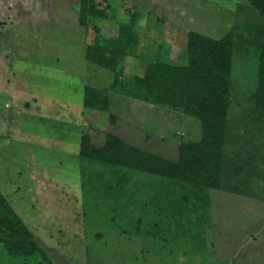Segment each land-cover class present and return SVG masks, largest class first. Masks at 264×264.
I'll list each match as a JSON object with an SVG mask.
<instances>
[{"label":"rangeland","instance_id":"1","mask_svg":"<svg viewBox=\"0 0 264 264\" xmlns=\"http://www.w3.org/2000/svg\"><path fill=\"white\" fill-rule=\"evenodd\" d=\"M108 2L110 17L98 20L106 38L139 12L126 81L151 60L182 61L190 30L220 38L260 20L248 0ZM2 14L0 190L54 264H264V111L251 102L252 49L233 58L223 186L195 188L81 157V131L91 129L96 142L110 132L177 161L199 124L111 91L114 73L84 58V27L34 29ZM86 86L113 95L109 110L85 106Z\"/></svg>","mask_w":264,"mask_h":264},{"label":"trees","instance_id":"2","mask_svg":"<svg viewBox=\"0 0 264 264\" xmlns=\"http://www.w3.org/2000/svg\"><path fill=\"white\" fill-rule=\"evenodd\" d=\"M79 24L86 28L88 43L84 58L114 73L111 91L126 97L177 111L199 124L197 138H182L177 161L128 143L119 135L106 132L96 142L92 130H82L79 154L83 158L127 167L193 185L222 188L224 157L233 104L232 67L234 55L247 47L259 59L257 87L251 102L264 111V0H248L258 22L233 25L222 37L214 38L198 31L187 34L182 61H149L142 74L124 80L125 59L136 41L134 31L138 10L119 25L112 37H103L98 20L109 18L108 0H76ZM158 57V56H157ZM179 58V59H180ZM112 94L106 90L85 88V106L109 110ZM115 123L116 116L111 115ZM192 187V186H191ZM0 256L11 264H54L36 240L27 224L0 190Z\"/></svg>","mask_w":264,"mask_h":264},{"label":"crops","instance_id":"3","mask_svg":"<svg viewBox=\"0 0 264 264\" xmlns=\"http://www.w3.org/2000/svg\"><path fill=\"white\" fill-rule=\"evenodd\" d=\"M2 13L17 22H26L34 29L60 23L66 34L71 31L69 25L72 22L80 25L76 0H0V15ZM57 29H60L59 25ZM84 30L86 33V28Z\"/></svg>","mask_w":264,"mask_h":264}]
</instances>
